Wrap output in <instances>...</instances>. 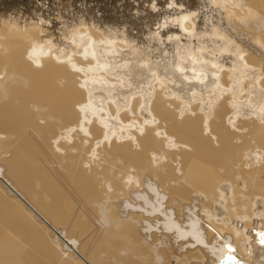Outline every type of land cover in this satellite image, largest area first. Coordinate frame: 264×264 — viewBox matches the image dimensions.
Instances as JSON below:
<instances>
[{
  "label": "bare ground",
  "instance_id": "6f19581e",
  "mask_svg": "<svg viewBox=\"0 0 264 264\" xmlns=\"http://www.w3.org/2000/svg\"><path fill=\"white\" fill-rule=\"evenodd\" d=\"M216 1L239 37L170 75L74 2L0 14V264H264V0Z\"/></svg>",
  "mask_w": 264,
  "mask_h": 264
},
{
  "label": "rangeland",
  "instance_id": "374dc122",
  "mask_svg": "<svg viewBox=\"0 0 264 264\" xmlns=\"http://www.w3.org/2000/svg\"><path fill=\"white\" fill-rule=\"evenodd\" d=\"M4 1L2 2V0H1V3H0V14H5V12L8 13L10 11H13L12 13L15 16H17V17L19 16V19H20L21 23L28 22V19L29 20L30 19H34L35 21H38L37 17H40V15H38V13L41 14V17H43L44 19H47L46 17H48V18L51 17L50 18L51 20H52L53 16L57 15L56 16L57 19H55L56 18L55 17L52 20L53 22L51 21L52 23H55V28L54 29H56V27H57V30H59L58 28L62 27L63 24H64V27H65V25H66L65 23L68 24L70 21H72V22L75 21L71 25L68 24L69 25L68 28H67L68 25H66V27H65L66 29L71 30L72 27H74V25L77 23V20H75V19L76 18L78 19L79 16L82 14V12H80V14H79V11H77V10L72 11V12H70L71 10L69 12L68 11L66 12V10L64 11V9H68V8H70V9L72 8L73 9L74 8L72 6L74 1H72V0H70V1H67V0H65V1H63V0H61V1H58V0H56V1H54V0H47V1L43 0V2H42V0H40V1L39 0H31V1L30 0H27V1L26 0H9V2H8V0H6L5 2ZM34 1H35L36 5H35ZM50 1H51L52 4L50 3ZM83 1H84V3L82 4ZM44 2H45V4H44ZM65 2H66V4H65ZM68 2L70 3L71 6L68 5L69 4ZM53 3L57 4V5L56 4L54 5L57 8L53 7ZM32 4L34 6H32ZM42 5H44V6H42ZM49 5H50L51 8H49ZM74 5L77 8L90 10L89 14L91 16L96 15V16H100L101 18H104L105 19V23H108V24L105 25V23H104L102 28H105L108 25L110 31H109L108 28H106L105 30H107L109 33L111 32V29H114L115 27H116V29H115L116 32L120 31L119 27H121V30L124 29V30H122V32L120 31L121 35H122L123 32H125L123 34L125 36H127L126 38H128V40L129 39H130V41L134 40V43L139 45V47H141L144 50H145V48H147L145 50L146 51V55H148L151 58L154 57V59L159 62L161 71L163 73H166L167 71L169 72L172 68L177 67V64H179L180 59L182 60L185 57L189 56V54H187V53H191L193 51L194 53L196 52L197 55H198V53L200 54V52L203 50V48L201 47L203 45H206L208 47H211V46L215 47V43H214V41H215L216 44H217L216 47L220 48V45H218L217 41H219V42L220 41H226V40L234 41L235 40V35H237L239 37V35L237 34V31L235 32V30H233L232 27H231L234 24L233 25L230 24L231 25L230 26L229 23L226 20L224 21V18L226 17V14L223 13L224 12L223 10L225 8L221 9L219 7V5H218L216 0H78L77 3L74 2ZM36 6L39 7V8H42V11H41V9L37 11L36 10ZM58 6H60V8ZM173 6L175 8H173ZM56 9H58V10H56ZM186 9H188V11H185ZM181 10H182V12H180ZM178 11L181 14L182 13L186 14V13H189V11H191V13L193 15L192 16V20H194V17H195V21H196L197 27H198L197 31L198 32L200 31L201 33L200 34L194 33L196 31V29H195L194 32L193 31H187L188 33L187 32L184 33L185 30H183V33L185 35V36H183V34H182L183 26H182L181 21L179 22V24H178V21H176V20H175V22H177V24L175 22L172 23L173 20L176 17H178L177 15L180 14ZM29 12H31V13H29ZM54 12H55V14H54ZM61 13H62V15H61ZM44 14H45L46 17L43 16ZM72 14H73L74 18L76 16V14H78V15L74 19L73 16H70ZM59 15L62 18H60ZM182 15L179 17L180 20H181V18H183ZM170 16H172V17H170ZM63 18L66 19V20H64ZM168 18L169 19L171 18V21L167 20ZM50 19H48V20H50ZM62 19H63V21H62ZM69 19H70V21H69ZM59 20H60V22H59ZM30 21H32V20H30ZM87 21H90V20H87ZM163 22L164 23L166 22L165 26H167V27H164V23ZM56 24H57V26H56ZM170 24H173V25L170 26ZM113 25H115L114 28L110 27V26H113ZM175 25L176 26L179 25V26L176 27ZM214 25H215V27H214ZM218 25H219V27H218ZM247 25L248 26L254 25L256 27V24H252L250 21L247 22ZM70 26H71V29H70ZM154 26L157 27L156 29L159 30V32H158V30H156L157 34H156L155 37H153L152 33H151L152 36L150 35V32L153 31L154 28H155ZM169 26H170V28H169ZM161 27H163L164 30ZM226 27H227V29H226ZM175 28H178V29H175ZM218 28H219V30H218ZM174 29L176 30V32L178 31L177 33L179 34V36L177 34V36L175 35V37H173L174 34H176ZM213 29H215V30L217 29V31L214 30V32H212ZM57 30H56V32H58ZM160 30H161V32H160ZM226 30L228 32L230 31L229 34L231 35V37L229 35L225 34V33L221 34L219 32V31H226ZM60 32H62V31L59 30L58 33H60ZM112 32H113L112 35L116 34L115 31L112 30ZM219 34H220V36H219ZM56 35H57V33H56ZM118 35H119V32H118ZM121 35H119V39H122V38H120ZM157 35H158L159 38L157 37ZM221 35H225L226 37L229 36L230 38L227 37L228 39H226L225 37H221ZM182 36L184 38H182ZM232 37L234 38L233 40H231ZM178 38H180V39H178ZM214 38H216V39H214ZM222 38H224L225 40H223ZM119 39L117 41H120ZM189 39H190V41H188ZM174 40H175V42H174ZM246 40L247 39H245V41ZM164 41L165 42H169L171 45H168V43H165ZM181 41H182V43H181ZM209 42L210 43L213 42L214 44H212V43L210 44ZM149 43H150V45H149ZM182 45H183V47H182ZM186 46L189 47V48H187ZM210 49H212V47ZM155 52H157V53H155ZM149 53L152 56H150ZM153 53L155 55H153ZM185 54H187V56H185ZM182 55H183V57H182ZM198 56H201V54L198 55ZM228 60L230 62V59H228ZM232 64H234V63H232ZM170 73L172 74V72H169V75H170ZM143 76H144V74H143ZM145 76L143 78V81L146 80ZM139 80H141V79H139ZM141 84H142V86L144 85L142 83V81H141ZM192 85H190V86H192ZM193 87H195V86H193ZM185 91L187 92V88H186V90L184 88V90L182 92L185 93Z\"/></svg>",
  "mask_w": 264,
  "mask_h": 264
},
{
  "label": "clouds",
  "instance_id": "9594fccd",
  "mask_svg": "<svg viewBox=\"0 0 264 264\" xmlns=\"http://www.w3.org/2000/svg\"><path fill=\"white\" fill-rule=\"evenodd\" d=\"M158 259L162 260V258H158Z\"/></svg>",
  "mask_w": 264,
  "mask_h": 264
}]
</instances>
